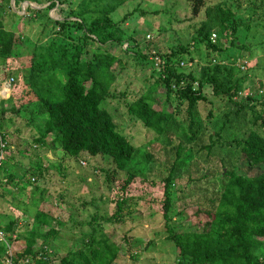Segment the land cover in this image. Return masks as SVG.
Listing matches in <instances>:
<instances>
[{"label":"trees","instance_id":"trees-1","mask_svg":"<svg viewBox=\"0 0 264 264\" xmlns=\"http://www.w3.org/2000/svg\"><path fill=\"white\" fill-rule=\"evenodd\" d=\"M5 1L7 7L9 2ZM46 1L49 4L43 9L27 8L34 11L32 20H41L45 14L54 26L49 43L39 53L35 50L36 40L5 28L1 13L4 8L0 7V56L13 67L10 58L21 56L23 52L18 47H24L29 59L26 67L17 65L22 69L19 87L26 85L28 93L36 98L9 107L1 103L5 100L0 101V129L4 132L0 152L7 154L0 163V196L4 194L2 180L17 189L32 185L33 192L39 190L44 167L30 160L21 164L18 159L8 158L13 150H8L11 142L5 129L10 126L5 113L10 109L20 116L26 109L42 121L40 135L34 136L38 146L77 159L83 153L89 157L109 156L113 167L104 172L116 176L121 172L124 176L112 214H93L90 231L57 264H111L120 250L127 251V243L131 247L140 243L137 236L124 235L122 246L105 233L98 237L93 224L99 218L122 222V215H132L133 208L127 203L131 188L126 186L133 182H142L150 189L162 188L156 198L166 238L176 244L179 264H264V134L259 131L264 129V100L259 94L264 88V63L260 62L264 60V40L249 42V35L256 37L251 25L224 2L189 0L191 15L203 11L192 35L197 44L178 42L169 44L165 52L151 53L143 51L134 36L121 29L128 13L134 10L113 18L127 0H79L76 8H69L61 19H52L47 9L69 0ZM252 7L257 8L255 4ZM134 9L142 15L148 13L139 7ZM213 29L218 34L215 42L210 40ZM225 38L227 46L222 42ZM114 42L128 44L122 49L123 55L109 51L108 44ZM200 45L207 51L221 53L222 58L209 59L197 67ZM240 57H245L248 64L252 59L256 62L240 68L235 63ZM124 58L147 62L157 76L126 102V109L130 118L163 139L158 145L134 146L106 107L109 97L116 98L110 87L126 62ZM192 60L196 62L187 63ZM248 79L257 84L251 94L241 89L242 82ZM206 87L214 98L228 106L223 121L216 120L211 99V108L207 107L205 115L199 111L198 103L206 100ZM241 119L249 126L246 130L239 125L230 126L233 120ZM241 159L253 171H239L237 164ZM57 164L56 171L62 173L63 167ZM23 191L24 195L31 192ZM175 192L180 195L175 196ZM177 202L181 204L176 205ZM32 212L31 229L26 225L16 228L17 220L13 219L0 224L5 232L0 239V259L13 246L14 253L7 257L13 264L25 260L28 264H54L51 248L60 231L49 225V211L32 203ZM21 239L23 245L19 243ZM139 253L130 252L129 256L136 259Z\"/></svg>","mask_w":264,"mask_h":264},{"label":"rangeland","instance_id":"rangeland-1","mask_svg":"<svg viewBox=\"0 0 264 264\" xmlns=\"http://www.w3.org/2000/svg\"><path fill=\"white\" fill-rule=\"evenodd\" d=\"M39 1L41 0H20L19 5L15 6L13 4L14 1L10 0V4L6 7L7 1L0 0V7L2 10L4 8L1 13L5 28L15 32V35L28 36L31 40H36V44H34L36 53L43 52L44 47L52 37V33L55 32V30H51L54 26L46 18L45 14H43L41 20H32V16L35 14L34 11L27 10L28 6L31 9H43L44 6L49 4L46 0H42L41 3ZM78 1L69 0L68 2L56 3L52 8L47 9V13L52 19H61L68 14L69 8H76ZM216 1L224 2L243 17L245 23L248 22L251 25L256 37L249 35L247 38L249 42L258 39L264 40V18H261V16L264 17V2L211 0L210 3ZM252 4H255L257 8L253 9ZM137 7L148 13L142 15L138 9H134ZM245 7H248L246 12L244 10ZM131 10H134L133 13L129 12ZM156 10L157 12H155ZM127 12H129L128 18L121 25V29L123 32L133 35L136 42H138V46L144 47L142 48L143 51L152 53L155 50H159L165 52L169 44H177L178 42L190 44V46L194 43L197 44V41L192 39V35L199 25L203 11L196 16L191 15L189 0H127L113 13V18L118 19ZM222 39L224 40V37ZM222 42L225 43L224 46H227L228 40L226 38ZM92 45L94 46V44ZM127 45V43L120 45L114 42L108 44V49L116 55H123L122 49ZM89 47L92 48L91 45ZM18 48L23 53L21 56H17L18 58H14L13 64L14 66L21 65L26 67L29 58H27L23 46ZM29 49L31 50L30 47ZM198 50L200 52H198L199 54L196 58L198 61L197 67L209 59L222 58L221 53L207 51L203 45H200ZM228 51L231 52V48ZM124 59H126L124 66L110 87L116 94V98L109 97L106 107L114 114L116 123L134 146L145 145L152 147L158 145L161 143L162 138L146 128L140 121L130 118L126 109V102L139 95L157 76L147 62L133 58ZM5 61L7 59L0 56V81L6 77L5 74L15 77L14 71H12L14 67H10L9 69L11 70H5L7 65ZM236 61L237 59L235 63ZM255 62L256 59H252L248 67L254 65ZM260 62L263 65L264 60L260 59ZM239 67L242 68L241 66ZM15 72L18 74L14 83L15 88L11 97L1 102L4 106L9 107L11 104L20 106L36 99L34 95L28 93L26 85L19 87L22 69L17 66ZM254 79L256 78L253 77ZM253 80L248 79L242 82L241 89H243V92H250L256 88L257 84ZM121 93H124V95L122 96ZM205 95L206 100L198 103V109L201 114L205 115L207 107L211 108L208 104L211 99L213 101L212 107L216 108V120L220 119L223 121L228 106L223 104V101L214 98L208 92L207 87L205 88ZM5 116L6 123H9L10 126L5 129L8 134V140L11 142L8 150H13L11 155L8 153L10 155L8 158L11 161L18 159L21 164L22 162L29 163L27 160H30L31 163L42 165L44 171L43 175L39 176L37 185L39 190L36 192H33L34 188L32 185L17 189L12 183H5L2 180L4 182V194L0 196V224L2 225L4 221L13 219L17 220L16 228L26 225L28 229H31L30 224L33 218L32 203L40 205L45 211H49L52 216L48 217L49 225L56 226L60 231L57 242L51 248L53 263L57 264L58 259L65 255L69 249L77 248L80 244L79 240L90 231L89 221L93 214L103 217L112 214L116 208V195L121 191L124 176L121 172L117 176L110 173L108 175L107 172H104V170H111L113 167L109 156L96 155L89 157L83 153L77 159L63 157L61 152L54 153L52 150L38 146L34 142V136L40 135L42 121L37 117H33L28 110L24 109V113L19 116L8 109ZM9 118L12 119L9 120ZM238 125L242 130H246L249 127L243 123V119L240 122L233 120L230 123L232 128ZM259 131L264 134V129L260 128ZM37 154H40L38 158ZM3 155H6V151L3 152ZM85 160H88V163ZM236 162L237 160L234 161V164ZM57 163L60 164V167H63L62 173L56 171ZM237 165L239 171H253L244 166L242 159L239 160ZM24 185L25 181L23 182ZM126 187L131 188L127 203L133 208L132 215H122L124 220L122 222L117 220L107 222V220L99 218L93 223L97 228L96 235L98 237L99 235L103 237L105 233L112 241L122 243L121 246L125 243L124 235L140 238V243L136 247H131L127 243L124 250L129 252L120 250L117 258L111 264H179V257L176 256V244L166 238L164 218L161 213L159 199L156 198L157 194H161L162 188L150 189L142 182H133ZM23 189H29L31 192L26 191L27 194L24 195ZM177 194L180 195V193L175 192V196ZM150 197L154 198V200L151 201ZM178 204L181 203L177 202L176 205ZM173 221L175 224L178 223L175 218ZM23 242V239L19 241L21 245H23ZM14 248L10 246L7 249V254L0 259V264L10 263L7 257L12 252L14 253ZM135 248L140 253L136 259H133L129 256V253L138 252ZM19 264H28V262L25 260Z\"/></svg>","mask_w":264,"mask_h":264},{"label":"clouds","instance_id":"clouds-1","mask_svg":"<svg viewBox=\"0 0 264 264\" xmlns=\"http://www.w3.org/2000/svg\"><path fill=\"white\" fill-rule=\"evenodd\" d=\"M10 0H8V2H9ZM12 1H14V5L16 6V5H19V3H20V0H17L18 2L16 3V0H12ZM26 2V1H25ZM9 4H10V2H9ZM29 7V6H28ZM27 7V8H28ZM45 7V6H44ZM212 33L214 34V37L212 38L211 36H212ZM216 39H217V31L215 30V29H213L212 30V32L210 33V40L212 41V42H215L216 41ZM125 44V43H124ZM242 58V59H241ZM237 59V61H236V64L238 65V66H241L242 68L244 67V66H248V61L245 59V57H240V58H236ZM241 59V60H240ZM13 60H14V58H10V61L11 62H13ZM196 62V60H192V61H188L187 63L188 64H194ZM245 63V64H244ZM244 64V65H243ZM249 65H250V63H249ZM13 67H15L16 68V70H17V66H14L13 65ZM10 68V65H9V63L6 65V67H5V70H11V69H9ZM16 70H12V71H14V73L17 75V77H18V74L15 72ZM5 78L3 79V80H1L0 81V101H1V99H3V100H6V99H9V97H11V95H12V92H13V84H14V82H16V76L15 77H10V76H7L6 74H5ZM255 90V89H254ZM253 90V91H254ZM253 91H250V92H247L248 94H251ZM256 91V90H255ZM260 92H259V94H261L262 95V98H263V100H264V88L262 89V90H259ZM243 94H245V93H243ZM242 95V93L240 92V96ZM239 97V96H238ZM4 132L0 129V134L2 135ZM3 154V153H2ZM7 155V154H6ZM5 155V156H6ZM3 157H4V155H3ZM3 159V158H2ZM2 224H4V222L2 223ZM0 230H2L3 231V228L2 227H0Z\"/></svg>","mask_w":264,"mask_h":264},{"label":"built area","instance_id":"built-area-1","mask_svg":"<svg viewBox=\"0 0 264 264\" xmlns=\"http://www.w3.org/2000/svg\"><path fill=\"white\" fill-rule=\"evenodd\" d=\"M211 37L212 38L214 37V34L213 33H212V36ZM3 145H4V143H3V140H1V134H0V148ZM2 158H3V154H2V152H0V163H1ZM12 235L15 236V233H13ZM4 237H5V232L2 231V230H0V239H3ZM8 261L10 262L9 264H13L10 259Z\"/></svg>","mask_w":264,"mask_h":264},{"label":"crops","instance_id":"crops-1","mask_svg":"<svg viewBox=\"0 0 264 264\" xmlns=\"http://www.w3.org/2000/svg\"><path fill=\"white\" fill-rule=\"evenodd\" d=\"M0 219H1V217H0ZM5 222V221H4Z\"/></svg>","mask_w":264,"mask_h":264}]
</instances>
